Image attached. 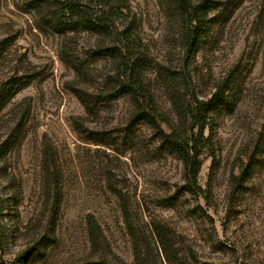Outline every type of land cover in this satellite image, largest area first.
Masks as SVG:
<instances>
[{"label": "rangeland", "instance_id": "374dc122", "mask_svg": "<svg viewBox=\"0 0 264 264\" xmlns=\"http://www.w3.org/2000/svg\"><path fill=\"white\" fill-rule=\"evenodd\" d=\"M44 1L0 0V264H264V0H212L210 34L188 58L169 0H128L167 120L166 76L191 77L186 91L204 100L230 79L198 196L177 156L132 123L131 101L100 94L115 65L91 57L97 37L54 33Z\"/></svg>", "mask_w": 264, "mask_h": 264}, {"label": "trees", "instance_id": "16d2710c", "mask_svg": "<svg viewBox=\"0 0 264 264\" xmlns=\"http://www.w3.org/2000/svg\"><path fill=\"white\" fill-rule=\"evenodd\" d=\"M45 3L48 15L44 14ZM169 3L186 26L183 39L186 56H195L210 34L209 14L218 6L212 0H169ZM38 9L41 15L43 13L44 25L56 34L62 36L86 32L97 37L98 44L91 57L95 60L109 59L115 65L112 75L104 81L100 94L105 99H129L133 108L132 123L149 126L162 147L181 161L188 183L187 191L197 196L203 194L198 184L201 157L204 151H208L214 158L211 137H206L205 132L212 129L213 114L229 105L226 91L230 79L223 81L204 100L198 99L195 92L189 95L186 91L192 84L191 77L186 82L183 78L179 80L173 75L166 76L168 83H171V105L176 116L174 124L156 109L146 79V75L153 70V63L145 53L134 19H131L128 0H46ZM81 102L90 113V105ZM250 168L242 169L241 174L234 177L232 185L235 190L243 187ZM55 187L61 190L59 185ZM57 205H60L59 200L56 201ZM88 226L89 242L96 252L102 247L103 236L94 219H90ZM37 246L34 244L32 249L35 251Z\"/></svg>", "mask_w": 264, "mask_h": 264}]
</instances>
